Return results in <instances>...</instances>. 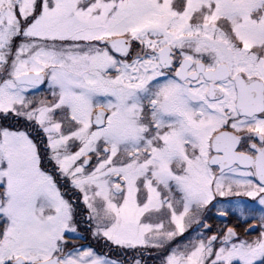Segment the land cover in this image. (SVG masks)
Masks as SVG:
<instances>
[{"label":"snow or ice","instance_id":"1","mask_svg":"<svg viewBox=\"0 0 264 264\" xmlns=\"http://www.w3.org/2000/svg\"><path fill=\"white\" fill-rule=\"evenodd\" d=\"M0 264H264V0H0Z\"/></svg>","mask_w":264,"mask_h":264}]
</instances>
